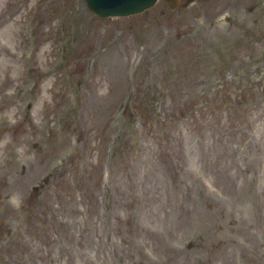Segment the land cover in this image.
I'll list each match as a JSON object with an SVG mask.
<instances>
[{
    "label": "rangeland",
    "instance_id": "rangeland-1",
    "mask_svg": "<svg viewBox=\"0 0 264 264\" xmlns=\"http://www.w3.org/2000/svg\"><path fill=\"white\" fill-rule=\"evenodd\" d=\"M184 2L0 0V264H264V0Z\"/></svg>",
    "mask_w": 264,
    "mask_h": 264
},
{
    "label": "water",
    "instance_id": "water-1",
    "mask_svg": "<svg viewBox=\"0 0 264 264\" xmlns=\"http://www.w3.org/2000/svg\"><path fill=\"white\" fill-rule=\"evenodd\" d=\"M157 0H85L88 10L99 18L128 16L152 7ZM174 7L177 0H166Z\"/></svg>",
    "mask_w": 264,
    "mask_h": 264
}]
</instances>
